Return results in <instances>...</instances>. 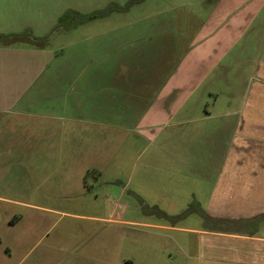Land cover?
<instances>
[{
    "label": "crops",
    "instance_id": "1",
    "mask_svg": "<svg viewBox=\"0 0 264 264\" xmlns=\"http://www.w3.org/2000/svg\"><path fill=\"white\" fill-rule=\"evenodd\" d=\"M114 2L121 4L107 0L96 11ZM119 6L64 30V40L73 41L55 52L0 51V159L17 165L12 188L1 191L0 200L35 216L117 223L50 204L86 199L88 176L102 168L104 154L112 160L120 130L189 171L199 218L224 223L195 228L123 221L143 232L140 227L177 232L165 234L164 246L155 249L170 258L157 264H174L177 252L186 261L178 264H264V0H199L190 18L146 22L130 36L120 31ZM124 53L136 65L118 66ZM23 221L21 215L7 225L15 229ZM29 229L6 246L9 256L3 250L0 264H12L15 251L33 244ZM179 233L195 238L185 242ZM74 241L63 264H146L151 250L136 246L119 258L115 243H93L85 258V239Z\"/></svg>",
    "mask_w": 264,
    "mask_h": 264
},
{
    "label": "rangeland",
    "instance_id": "2",
    "mask_svg": "<svg viewBox=\"0 0 264 264\" xmlns=\"http://www.w3.org/2000/svg\"><path fill=\"white\" fill-rule=\"evenodd\" d=\"M106 1L0 0V51L30 52L32 48L43 47L55 52L63 44L73 41V39L64 40L63 34L61 35L64 30L67 31L71 25L77 26L91 19L100 18L103 15L90 17L96 12L118 5L121 8L120 13H117L120 31L124 30L126 32L124 36H130L135 31L142 32V24L146 22L157 23L181 14L190 18L192 10L196 9L195 5L199 4V0H163L161 3H158V0H146L144 3L143 0H116L121 4L114 2L96 11ZM93 9L95 11L88 13ZM36 27H39V30ZM74 27L70 28L71 34L76 36L79 34L78 28L76 27L73 32ZM171 33H175V30L173 29ZM80 35L84 38L85 33ZM138 47L139 45L135 46V49ZM100 63L102 67L107 65L105 61ZM132 65H136V61L133 60L131 64L126 53L120 56L118 66L126 68ZM117 135L116 140L112 139L113 142L115 141L111 149L112 160H106L108 154H104L102 168L94 170L88 176L91 183L89 189L92 191L86 199L79 198L78 201L70 200L71 202L61 200L51 202L50 205L77 213L104 214L118 219V222H100V224L84 222L64 214H55L53 218L41 214L35 216L26 208L0 200V257L3 258V250H6L5 255L9 256L6 246H15L19 236H25L29 228L33 227L31 233L34 238L33 244L28 245L25 251L22 250L23 248L15 251L11 258L12 264H63L67 259L65 254H69L70 250L76 247L73 246L76 244L75 241L70 242L74 239L77 242L85 239L86 247L83 252L85 258L89 252L95 251V246H91L95 243H115L117 246L113 247L117 248L119 258L136 252V246H151L144 261L146 264H157L169 258V255L164 258L162 252L155 249L164 246L165 234L175 236L177 232L140 227L148 231L143 232L138 227L123 221L137 218L151 224H179L195 228L204 227L207 224L219 227L224 225L222 220L214 219L209 222L206 218L204 220L201 216L199 218L198 213L201 212V208L199 203L194 201L192 193L193 188H196V180L192 178L189 171L181 170L177 163L164 153L158 152L153 146L145 147L142 140L128 137L120 130ZM104 150H106L105 147ZM3 165L6 168H3ZM12 166L13 160L0 159L1 195H3L1 191L12 188L13 180L10 177L17 165ZM95 192L99 193L98 198ZM200 199H203L201 195ZM203 205L205 207V204ZM15 209L17 210L11 213V210ZM21 215L24 216L23 223L15 229L9 228L7 222ZM86 228H96L98 234L84 235ZM179 234L185 242H191L195 238L190 233ZM2 239L3 242H1ZM49 246L57 250L47 252L46 247ZM172 259L176 261L174 264L186 262L179 252L173 253ZM1 261H4V264H11L6 259ZM90 263L92 264V260Z\"/></svg>",
    "mask_w": 264,
    "mask_h": 264
},
{
    "label": "trees",
    "instance_id": "3",
    "mask_svg": "<svg viewBox=\"0 0 264 264\" xmlns=\"http://www.w3.org/2000/svg\"><path fill=\"white\" fill-rule=\"evenodd\" d=\"M137 2V1H136ZM130 3H134V2H130ZM114 8H111V9H106L104 11H99V12H96L94 14L91 15L90 18L92 17H99V16H102V15H106L107 13L111 12Z\"/></svg>",
    "mask_w": 264,
    "mask_h": 264
}]
</instances>
